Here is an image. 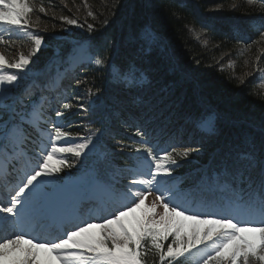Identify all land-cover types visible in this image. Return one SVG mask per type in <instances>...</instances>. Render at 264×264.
<instances>
[{
  "label": "snow or ice",
  "instance_id": "6c2138e0",
  "mask_svg": "<svg viewBox=\"0 0 264 264\" xmlns=\"http://www.w3.org/2000/svg\"><path fill=\"white\" fill-rule=\"evenodd\" d=\"M260 7L264 10V2ZM37 10L47 11L31 0H0V48H16L18 42L24 47L21 37L29 42V51L16 57L0 51V264H185L189 259L196 264H264V120L249 131L245 149L225 152L189 187H181L183 178L175 173L180 161L199 153L200 146L169 136L162 148L160 138L135 126L139 139L132 140L133 166L112 172L105 158L100 162L103 175L92 169L77 178L84 197L71 203L61 198L57 174L75 168L104 134L91 124L85 126L86 134L68 130L73 110L92 109L100 89L69 99L60 83L63 76L25 83L39 71L29 65L46 43L41 32L32 30L39 27L31 20ZM87 15L96 18L94 11ZM59 19L84 27L74 17ZM85 23L91 34L95 25ZM259 36L264 39V31ZM75 49L84 51L80 44ZM85 59L100 67L106 63L100 54L76 61ZM108 68L113 79L139 82L133 65ZM197 127L215 131L211 118L198 121ZM69 154L75 159L70 161ZM46 224H54L55 231ZM29 231L37 235L26 238Z\"/></svg>",
  "mask_w": 264,
  "mask_h": 264
},
{
  "label": "trees",
  "instance_id": "16d2710c",
  "mask_svg": "<svg viewBox=\"0 0 264 264\" xmlns=\"http://www.w3.org/2000/svg\"><path fill=\"white\" fill-rule=\"evenodd\" d=\"M33 2L37 9L41 4L47 9L46 13L37 10L33 14V24L38 23L41 34H53V39L43 34L46 43L36 55L43 61L55 48L79 37L76 32L65 37L67 24L59 19L61 16L74 17L84 26L87 25L85 21L94 24L95 30L91 34L88 32L89 46L94 56L100 54L105 59L116 49H119L122 61L124 57L133 59L126 50L139 43V34L147 27L166 42L167 53L159 52L162 62L161 69L157 67V70L172 77L175 83L172 87L175 88L169 101L176 107L173 106L172 111L158 112L153 117L152 114L147 115L148 121L153 122L145 129L160 138V142L165 141L169 131H184V136L193 141L186 146H200L199 153L194 152L187 161H180L182 166L175 173L183 178V187L197 179L203 170L214 167L228 150L245 149L249 131L264 120V39L245 36L244 31L233 23L239 20L241 26L248 27L250 24H244V19H263L264 10L260 5H251L244 0ZM89 11L96 13L95 19L87 15ZM105 18L107 25L103 23ZM251 25L254 26L253 23ZM45 28L47 32L43 31ZM9 53L12 56L11 50ZM168 53H171L178 70L171 64ZM5 54L8 56L7 50ZM148 58L156 63L154 56ZM259 73L263 78H258ZM88 76L87 73L82 77L85 82L76 87L73 96L78 95L79 89L88 88ZM123 99L129 101L124 105L126 112L136 116L139 108L132 104L140 101L139 97L130 101L127 95H123ZM78 118L76 112L70 117L72 123ZM120 118L129 121L124 114ZM205 118H211L215 131L197 127V122ZM119 129L120 134L113 138V142L119 144V151L121 145L127 146L121 153L129 154L128 159L122 154L120 158L124 163H134L131 158L134 152L132 140L139 139L134 136L135 128L120 125Z\"/></svg>",
  "mask_w": 264,
  "mask_h": 264
},
{
  "label": "rangeland",
  "instance_id": "374dc122",
  "mask_svg": "<svg viewBox=\"0 0 264 264\" xmlns=\"http://www.w3.org/2000/svg\"><path fill=\"white\" fill-rule=\"evenodd\" d=\"M71 26H72V25H71ZM59 174H62V175H63V177H62V178L66 177V175H65V174H63L62 172H61V173H59ZM59 174H57V175H59ZM45 179H47V180H52V179H53V177H47V178H45ZM57 181H59V180H57ZM57 181H56V183H57V184H59ZM64 199H66V198H64Z\"/></svg>",
  "mask_w": 264,
  "mask_h": 264
}]
</instances>
